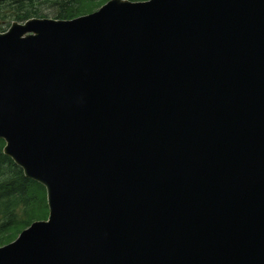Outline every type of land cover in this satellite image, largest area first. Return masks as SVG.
Masks as SVG:
<instances>
[{
    "label": "water",
    "instance_id": "95a60500",
    "mask_svg": "<svg viewBox=\"0 0 264 264\" xmlns=\"http://www.w3.org/2000/svg\"><path fill=\"white\" fill-rule=\"evenodd\" d=\"M0 140L47 209L0 264H264V0L11 22Z\"/></svg>",
    "mask_w": 264,
    "mask_h": 264
},
{
    "label": "trees",
    "instance_id": "16d2710c",
    "mask_svg": "<svg viewBox=\"0 0 264 264\" xmlns=\"http://www.w3.org/2000/svg\"><path fill=\"white\" fill-rule=\"evenodd\" d=\"M144 1V0H129ZM106 0H0V33L11 22L44 18L51 10L53 19L69 20L97 10ZM0 140V246L18 235L34 221L47 215L43 188L23 177L21 170L2 154Z\"/></svg>",
    "mask_w": 264,
    "mask_h": 264
},
{
    "label": "rangeland",
    "instance_id": "374dc122",
    "mask_svg": "<svg viewBox=\"0 0 264 264\" xmlns=\"http://www.w3.org/2000/svg\"><path fill=\"white\" fill-rule=\"evenodd\" d=\"M52 9L51 10H44L43 12H42V14H43V16H44V18H49V19H53V14H52ZM7 29V27L5 28V30Z\"/></svg>",
    "mask_w": 264,
    "mask_h": 264
}]
</instances>
